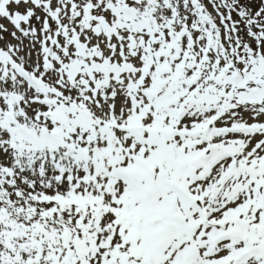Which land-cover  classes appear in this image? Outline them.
<instances>
[{
  "label": "snow or ice",
  "instance_id": "snow-or-ice-1",
  "mask_svg": "<svg viewBox=\"0 0 264 264\" xmlns=\"http://www.w3.org/2000/svg\"><path fill=\"white\" fill-rule=\"evenodd\" d=\"M0 264H264V0H0Z\"/></svg>",
  "mask_w": 264,
  "mask_h": 264
}]
</instances>
